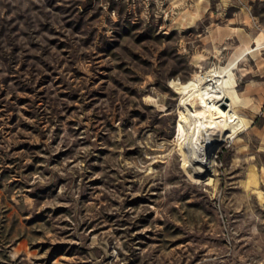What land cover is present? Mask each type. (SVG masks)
<instances>
[{"label":"rangeland","instance_id":"374dc122","mask_svg":"<svg viewBox=\"0 0 264 264\" xmlns=\"http://www.w3.org/2000/svg\"><path fill=\"white\" fill-rule=\"evenodd\" d=\"M246 42L193 162L171 83ZM0 264H264V0H0Z\"/></svg>","mask_w":264,"mask_h":264},{"label":"bare ground","instance_id":"6f19581e","mask_svg":"<svg viewBox=\"0 0 264 264\" xmlns=\"http://www.w3.org/2000/svg\"><path fill=\"white\" fill-rule=\"evenodd\" d=\"M257 49L258 46L252 47L246 42L225 64L211 63L196 78L171 83L180 96L176 146L191 161L209 165L213 160L210 154L213 143L219 142L230 129L248 125L239 112L244 101L235 89L233 71L244 54ZM196 58L202 60L204 56L198 54ZM223 102L225 108L221 107Z\"/></svg>","mask_w":264,"mask_h":264},{"label":"water","instance_id":"95a60500","mask_svg":"<svg viewBox=\"0 0 264 264\" xmlns=\"http://www.w3.org/2000/svg\"><path fill=\"white\" fill-rule=\"evenodd\" d=\"M221 107H222V108H225V102H223V103L221 104Z\"/></svg>","mask_w":264,"mask_h":264}]
</instances>
